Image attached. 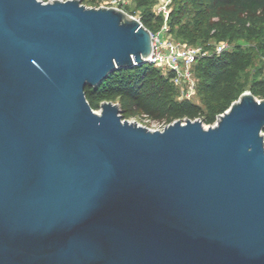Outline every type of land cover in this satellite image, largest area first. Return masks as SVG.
Here are the masks:
<instances>
[{
    "label": "water",
    "instance_id": "water-1",
    "mask_svg": "<svg viewBox=\"0 0 264 264\" xmlns=\"http://www.w3.org/2000/svg\"><path fill=\"white\" fill-rule=\"evenodd\" d=\"M153 46L119 6L0 0V264H264V97L163 128L89 101Z\"/></svg>",
    "mask_w": 264,
    "mask_h": 264
},
{
    "label": "trees",
    "instance_id": "trees-1",
    "mask_svg": "<svg viewBox=\"0 0 264 264\" xmlns=\"http://www.w3.org/2000/svg\"><path fill=\"white\" fill-rule=\"evenodd\" d=\"M82 1L99 6L101 0ZM140 2L145 5L148 0ZM140 18L154 31L165 21L148 6ZM168 22L170 32L176 31L205 51L193 65L196 93L180 97L181 87L172 80L173 73L145 62L118 68L101 84L88 85L87 96L95 109L104 100H114L124 117L142 114L164 123L200 117L212 124L248 85L258 97H264V0H176ZM241 38L251 43L245 46L239 42ZM221 40H227L229 46L218 51Z\"/></svg>",
    "mask_w": 264,
    "mask_h": 264
},
{
    "label": "built area",
    "instance_id": "built-area-1",
    "mask_svg": "<svg viewBox=\"0 0 264 264\" xmlns=\"http://www.w3.org/2000/svg\"><path fill=\"white\" fill-rule=\"evenodd\" d=\"M166 2L162 8L165 13L163 31L170 32L168 17L170 11L167 10ZM153 51L150 61L161 67L166 72H172V80L181 87L180 97H192L196 93L197 77L193 71L194 62L205 51L202 46L177 43L172 37H163L159 31L152 30ZM229 46L227 40H221L217 44V50L222 51ZM165 123L161 128H163Z\"/></svg>",
    "mask_w": 264,
    "mask_h": 264
},
{
    "label": "rangeland",
    "instance_id": "rangeland-1",
    "mask_svg": "<svg viewBox=\"0 0 264 264\" xmlns=\"http://www.w3.org/2000/svg\"><path fill=\"white\" fill-rule=\"evenodd\" d=\"M166 2H168L167 10H169L171 12L173 10V8H175V6H176V0H148V3L145 5L141 4L140 0H101L100 5L119 6V7H122L124 9H127L129 12L135 11V15H137L139 17L142 14L144 8L146 6H148L151 8V10L156 15H163L165 17L166 12L162 8V6ZM84 3L89 5V6H95V4L92 3L91 1H84ZM189 16H190V14H188L186 16V18H188ZM157 31H159L163 37H172V39H174V41H176L177 43L190 44L188 40H186L182 36L178 35L176 31H171V32L163 31V25H161L157 29ZM239 42L243 43L245 46H248L251 43V41L247 38H241V39H239ZM247 89H250L249 85H248ZM194 99L199 100V96H195ZM100 109L101 108H99L98 110H100ZM126 118H129L130 120H136V121H138L142 124H145L151 128H161L165 124L164 121L152 119V118L146 117L145 115H142V114H136V115H132V116L126 117ZM206 125H209V123H206Z\"/></svg>",
    "mask_w": 264,
    "mask_h": 264
}]
</instances>
